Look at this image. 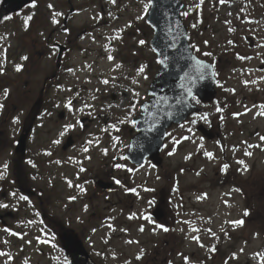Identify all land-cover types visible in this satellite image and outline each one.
<instances>
[{
    "label": "flooded vegetation",
    "instance_id": "af4514ba",
    "mask_svg": "<svg viewBox=\"0 0 264 264\" xmlns=\"http://www.w3.org/2000/svg\"><path fill=\"white\" fill-rule=\"evenodd\" d=\"M231 1L183 0L187 40L196 55L194 46L201 40L197 18L210 21L218 4ZM150 10V0H32L0 18V95L11 87L13 109L26 113L23 133L12 142L16 150L13 189L35 207L31 214L24 212L29 217L24 225L14 224L16 213L0 224L7 237L45 247L38 250L33 264H72L67 251L72 244L77 248L76 242H82L92 260L102 264L91 242L99 239L96 235L102 240L107 227L102 209L105 197L120 190L128 200L120 198L113 205H131L135 194L150 191L151 174L144 170L153 166L151 160L135 165L126 159V151L115 154L119 145L115 136L127 129L131 140L143 106L151 99L150 62L153 55L157 57L152 48L154 29L147 22ZM142 76L148 82L136 93L134 80ZM217 91L213 104L226 108ZM198 119L195 114L174 127L198 126ZM210 131L213 140L221 138L215 123ZM23 135L25 152L17 141ZM161 155L165 160L164 151ZM230 166L235 173L225 174L224 182L245 199L243 165L232 167L230 161ZM156 169L166 176V168ZM164 194L161 202L168 215L171 198L167 191ZM145 224L140 221L135 230L144 233ZM156 225L168 239L155 246L151 264H174L173 256L183 254L186 236L173 234L170 220Z\"/></svg>",
    "mask_w": 264,
    "mask_h": 264
},
{
    "label": "rangeland",
    "instance_id": "374dc122",
    "mask_svg": "<svg viewBox=\"0 0 264 264\" xmlns=\"http://www.w3.org/2000/svg\"><path fill=\"white\" fill-rule=\"evenodd\" d=\"M215 8L210 21L197 18L201 27V40L194 46V51L199 53L200 58L213 64L217 60V89L222 94L220 100L227 107H216L213 103L201 105L205 111L198 120L209 130L215 123V127L221 131V138L206 139L196 132V124L170 129L164 148V164L160 167L166 168V176L161 177L154 165L148 171L145 169L151 174L150 191L147 194H135L131 205L129 202L113 205L120 198H126L120 190L105 197L102 209L107 227L104 228L102 240L101 235H96L99 239L91 242L92 249L99 251L98 260L102 264L152 263L155 246L162 245L168 239L151 214L165 198V191L171 198L169 214L160 223L170 220L173 234L183 233L186 236L182 245L183 254L173 256L174 264H262L264 0H252L249 3L232 0L224 6L218 4ZM253 41L254 45H251ZM156 61L153 55L150 62L151 82L158 71L159 64ZM134 82L135 92L139 93V90L145 89L143 84L148 82V78L142 76L135 78ZM121 84L122 80L118 85ZM14 99L11 87L2 90L0 214L16 213L18 217L14 224L20 222L24 225L29 218L24 212L31 214L35 207L26 204L29 199L25 194L13 189L16 150L12 142L23 133L20 129L26 118L25 110L13 109ZM119 133L115 136L119 144L116 155L127 151L130 143L129 130L120 129ZM32 149L33 142L28 151L32 153ZM230 161L232 167L243 162L242 187L247 193L245 199L239 195L237 188L227 186L224 182L227 180L225 174L235 173ZM142 220L146 221L143 226L145 232L139 234L135 228ZM239 221L242 223H237ZM23 225L19 228L20 232ZM40 248L45 249L36 242L21 243L7 237L0 224V264H33L38 259L36 255Z\"/></svg>",
    "mask_w": 264,
    "mask_h": 264
},
{
    "label": "water",
    "instance_id": "95a60500",
    "mask_svg": "<svg viewBox=\"0 0 264 264\" xmlns=\"http://www.w3.org/2000/svg\"><path fill=\"white\" fill-rule=\"evenodd\" d=\"M31 0H4L0 17L23 8ZM152 8L148 21L155 30L152 47L160 68L152 82L150 101L145 103L137 120V134L132 138L126 153L128 160L141 164L150 158L156 165L162 164L159 154L164 147L167 130L180 125L192 114L203 112L194 103L213 102L217 95L214 66L195 56L188 43L187 28L181 17L183 0H151ZM166 65V66H165ZM206 138L212 139L204 125L197 129ZM26 135L18 143L24 152ZM8 216V215H5ZM5 216H0V220ZM153 217L161 220L164 212L157 208ZM69 245L72 264H95L80 244ZM79 248V249H78Z\"/></svg>",
    "mask_w": 264,
    "mask_h": 264
},
{
    "label": "snow or ice",
    "instance_id": "6c2138e0",
    "mask_svg": "<svg viewBox=\"0 0 264 264\" xmlns=\"http://www.w3.org/2000/svg\"><path fill=\"white\" fill-rule=\"evenodd\" d=\"M141 43H143V42H141ZM166 66V65H165ZM143 69H141V71H142ZM262 139H264V137H262ZM250 155V154H249ZM241 163H243V162H241ZM245 214H247V213H245ZM237 223H242V221H239V222H237ZM165 230H167V229H165ZM262 264H264V257H262Z\"/></svg>",
    "mask_w": 264,
    "mask_h": 264
},
{
    "label": "trees",
    "instance_id": "16d2710c",
    "mask_svg": "<svg viewBox=\"0 0 264 264\" xmlns=\"http://www.w3.org/2000/svg\"><path fill=\"white\" fill-rule=\"evenodd\" d=\"M262 232V234H263V237H264V229H263V231H261Z\"/></svg>",
    "mask_w": 264,
    "mask_h": 264
}]
</instances>
